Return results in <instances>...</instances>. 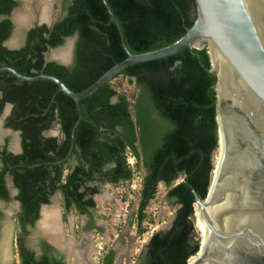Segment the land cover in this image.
Listing matches in <instances>:
<instances>
[{"label":"trees","instance_id":"trees-1","mask_svg":"<svg viewBox=\"0 0 264 264\" xmlns=\"http://www.w3.org/2000/svg\"><path fill=\"white\" fill-rule=\"evenodd\" d=\"M134 55L168 47L181 39L197 17L195 0H106ZM15 0H0V68L11 67L24 76L51 75L75 93L93 85L127 58L117 24L103 0H61L60 14L51 26L26 33L22 48L9 49L10 15ZM75 40L73 60L63 65L47 60L48 53ZM123 77L134 85L128 96L112 83L76 102L49 81L24 82L8 72L0 74V117L12 106L5 127L20 133L22 153L0 150V198L8 200L6 176L19 194L23 214L18 215L26 235L40 209L60 193L66 211L88 218L85 230H100L92 210L101 186L118 187L142 170L137 211L139 223L155 199L159 184L167 189L165 201L174 209L171 227L152 234L136 264H189L198 256L202 236L193 218L195 197L179 182L188 183L204 201L213 181L215 154L220 149L217 121L216 77L207 48H187L173 56L127 68ZM55 128L59 135H48ZM204 157V159H203ZM21 235V236H22ZM19 264H65L49 244L39 260L23 246ZM116 252L105 245L99 264H115Z\"/></svg>","mask_w":264,"mask_h":264},{"label":"water","instance_id":"water-1","mask_svg":"<svg viewBox=\"0 0 264 264\" xmlns=\"http://www.w3.org/2000/svg\"><path fill=\"white\" fill-rule=\"evenodd\" d=\"M103 2L117 24L127 58L89 88L75 93L57 77L24 76L11 67L0 68V74L8 72L24 82H52L76 102L79 118L72 133L70 157L75 131L83 120V100L131 66L164 59L187 48H207L216 77L223 156L204 201L188 183L190 176L182 180L194 195L210 232L205 244L201 241L192 264H264V0H195L196 20L181 39L139 55L129 51L119 21L107 1ZM72 48L73 43L68 59L58 58L59 63L69 65ZM225 101L230 104L223 109ZM49 241L61 247L59 242Z\"/></svg>","mask_w":264,"mask_h":264},{"label":"rangeland","instance_id":"rangeland-1","mask_svg":"<svg viewBox=\"0 0 264 264\" xmlns=\"http://www.w3.org/2000/svg\"><path fill=\"white\" fill-rule=\"evenodd\" d=\"M60 2L61 0H55V6L51 14V22L56 21L59 17ZM20 32L21 40L19 38L17 39V41L11 42L10 44L12 47L22 46V43L24 42V28L21 29ZM73 42L74 40H71L66 44V46L57 50L50 51L47 55V58L57 60L58 57H56L55 53H59L61 51H66L68 53L70 46ZM112 84L116 86L119 91L126 93L128 96H130L134 91V85L131 84L128 79L123 77H119L117 80H114ZM0 130L2 131L0 142H2L4 137H9L11 132L4 129L3 121H0ZM12 135L13 134H11V136ZM49 135L58 136L59 129L55 128L49 133ZM14 136L15 140L18 141L17 134L14 133ZM218 153L219 152L215 154V163L216 158L218 157ZM130 160H132L135 164V160L133 158H129V162ZM136 175L137 177L135 178V185L137 186L139 185V183L141 184L143 180L142 170L137 169ZM182 180L183 178H180L174 184H178L179 182H182ZM131 186L132 183H121L118 187H112L109 185L100 187V194L95 197V201L97 203V210L95 212V216L98 220L99 225L103 227L104 234H83V231L80 230V223L83 224L84 219L78 216L75 219L73 214H70L69 219L71 221V224L69 223L68 225H65L63 227L64 236L63 238H61V240L63 241V246L61 245L62 252L66 254V264H71V254L69 253L68 248L71 244L74 243L75 240L76 243L82 242L84 247L93 246V249L95 246L99 248H104L105 245H108L116 251V259L121 257V259L123 260V256L125 259L127 257L131 264H136L137 257L144 250L152 234L157 231L166 230L170 226L173 218V216H170V212H174L175 210L169 207L167 202L165 201L167 189L162 184L158 185L156 197L154 200L151 201L150 205L147 207L145 212V219L141 223H139V218L137 216L140 200L139 191H136L135 193L136 195L134 196V200L132 201L131 206L129 208V214L126 217L124 216L123 204L128 199L129 193L132 192ZM62 199V195L57 193L52 198V205H50L51 207L55 208V212L58 215L57 220H59L61 226L63 225L62 221H60L62 219L61 212H59V210L62 204ZM15 205V203H12L7 206L6 209L8 214H11L12 209ZM50 208H48V206L43 208L44 216L46 215V211L47 213H49ZM44 220L45 218L41 221L42 227H44ZM196 220L197 218L195 214L193 221L197 230L196 232L200 236L201 233L196 224ZM10 221L11 219L9 220V224ZM40 235L41 234L38 233L32 237L36 239ZM82 235L86 237L84 240L81 241ZM89 257L92 258V260L95 262H97L99 259L97 251L95 253L93 252V254L89 255ZM197 258L198 256L192 258L189 261V264H192ZM15 261L17 262L16 264H19L17 259H15ZM122 262L121 264H124V262ZM125 264L127 263L125 262Z\"/></svg>","mask_w":264,"mask_h":264},{"label":"flooded vegetation","instance_id":"flooded-vegetation-1","mask_svg":"<svg viewBox=\"0 0 264 264\" xmlns=\"http://www.w3.org/2000/svg\"><path fill=\"white\" fill-rule=\"evenodd\" d=\"M17 2V6L13 8V11L10 15V19L14 25L13 27V31H12V36L8 39V41L5 43V46L8 47L9 49H19L22 48L25 45L26 42V33L36 27H41L43 25L47 26V27H51L56 21L51 22V14L52 11L54 9L55 6V0H48L46 2L47 5V9H46V16H44L43 14V10L42 8H37L35 6V4H32V7H34L33 10V17L32 20L30 22V24L26 25V26H22L20 24H17V13L24 7L25 5V0H15ZM34 1V0H33ZM6 16H2L0 17V21L2 19H6ZM24 28V42L22 43V46L20 47H12L11 46V42H15L17 41V39L20 38V30ZM74 40V39H73ZM72 40V41H73ZM71 41V40H69ZM68 41V42H69ZM67 42V43H68ZM74 44H75V40L73 42V48L71 51V55H70V63L69 65L72 63L73 60V51H74ZM66 46V45H65ZM62 48V47H60ZM59 49V48H57ZM57 49H53V50H57ZM52 51V50H51ZM59 58V56H56ZM60 59V58H59ZM48 61H57L56 59H48ZM68 66V65H67ZM230 104V102H223L222 103V107L223 109L226 107V105ZM12 111V106L11 105H7L6 108L4 109L1 117H0V121H3V127L5 130L10 131V135L9 137L6 136L4 137L3 141L0 142V150H3L5 146H7V150L8 152H11L13 154H21L22 153V145H21V137H20V133L17 131H14L12 129H8L5 127V123L7 122V119L9 117V115L11 114ZM60 132V131H59ZM14 133L17 134V138L18 141L15 140V136ZM11 134H13L11 136ZM2 135V131L0 130V137ZM49 135V133H48ZM3 168V163L0 160V170ZM6 186H7V190H8V200L0 198V264H16L17 262L15 261V259L18 260V262L20 263L19 260V247H20V238H23V246L30 251L34 252V258L36 260H39L41 258V256L44 254V251L46 250V247L43 246V244H49L50 246H52L55 251H53V253H55L56 256L60 257L61 255L64 256V260H65V264L66 262V254L62 252V247H56L54 244H52L49 241V238L52 239V241L54 242H59L60 246H63V241L61 240V238H63L64 236V231H63V227L65 225H68L69 223L71 224V221L69 219L70 214H73L74 218H77V212L73 211V210H69L66 211L65 207H64V200L62 199V204L60 207L59 212H61V219L60 221H62V225L60 224L59 220H57L58 215L55 212V218H56V222H57V230L55 233L53 234V238L50 237L49 232H47L46 230L42 229V224L41 221L42 219H44V214H43V208L47 207L50 208L52 205V199H51V203L49 205H43L40 209V213H39V219L34 223L35 225L32 226V224H27L25 227V231L28 232L25 236L22 235L23 234V230L21 228V223L19 221L18 215H22L23 214V210H22V204L20 201L17 200V196L19 194L18 189L15 187L13 179L10 175L6 176ZM57 194V193H56ZM55 194V195H56ZM60 194V193H58ZM54 195V196H55ZM61 195V194H60ZM53 196V197H54ZM52 197V198H53ZM63 198V197H62ZM15 203L16 205L13 207L11 214L7 213V206H9L10 204ZM97 204V203H96ZM50 209H53L55 211L54 207H51ZM97 210V207L95 210H92V213L94 214V222L95 225L98 226L99 228H101L100 230L97 229H93V230H85V227L87 225V220L88 218L85 216H78V217H82L84 219V223H80V230L83 231V234H89V233H96V234H104V229L103 227H101L98 224V220L96 219L95 216V212ZM10 224H9V220ZM44 222V221H43ZM44 230V231H43ZM40 233L41 235L34 239L32 236H34L35 234ZM22 235V236H21ZM32 237V238H31ZM92 248H90V251ZM104 248H99L97 246L94 247V249L91 251V254H93V252L95 253L97 251L98 256L100 257V255L102 254ZM89 250V249H88ZM87 250V251H88ZM101 251V252H100ZM13 257V258H12ZM91 257V256H90ZM89 258V263L90 264H99V259L98 262H95L92 260V258ZM115 264H117V259H115Z\"/></svg>","mask_w":264,"mask_h":264},{"label":"bare ground","instance_id":"bare-ground-1","mask_svg":"<svg viewBox=\"0 0 264 264\" xmlns=\"http://www.w3.org/2000/svg\"><path fill=\"white\" fill-rule=\"evenodd\" d=\"M48 0H25V5L24 7L17 13V22L20 25H26L29 24L32 20L33 17V10L34 7L36 6L37 8H42L43 10V14L44 16H46L47 12V5L46 2ZM35 4L34 7H32V4ZM56 56L60 57V60H67L69 57V53H67L66 51H61L59 53H55ZM218 157L216 158V167L215 170L213 172V181L215 180V178L217 177L218 174V167L221 163L222 160V156H223V144L220 146V149L218 151ZM196 208V224L198 226V229L201 233L202 236V244H205L206 239H208L210 232L209 229L203 224V221L201 219V209L199 208L198 205H195ZM49 213H47V211L45 212L46 215L45 220H44V230H46L47 232H49L50 237L53 236L52 233H55L57 230V222H56V218H55V211L53 209H49ZM43 230V231H44ZM54 237V236H53ZM52 237V238H53Z\"/></svg>","mask_w":264,"mask_h":264},{"label":"crops","instance_id":"crops-1","mask_svg":"<svg viewBox=\"0 0 264 264\" xmlns=\"http://www.w3.org/2000/svg\"><path fill=\"white\" fill-rule=\"evenodd\" d=\"M99 224V223H98ZM134 226V225H133ZM86 236L82 235L81 236V241L85 239ZM71 248V249H70ZM89 248V250H88ZM90 248L91 247H87V246H83V243L82 242H79V243H76V240L74 241L73 244H71L69 246V253L71 254L70 255V258H71V264H90L89 263V255L91 254V251L93 249H91L90 251ZM88 250V251H87ZM114 250V249H113ZM116 252V251H115ZM123 260L129 264V259H126L122 256ZM121 259V257L117 258V264H121V262L123 261ZM98 262V261H97ZM123 263V262H122ZM125 264V263H124Z\"/></svg>","mask_w":264,"mask_h":264},{"label":"built area","instance_id":"built-area-1","mask_svg":"<svg viewBox=\"0 0 264 264\" xmlns=\"http://www.w3.org/2000/svg\"><path fill=\"white\" fill-rule=\"evenodd\" d=\"M130 165H131V167H132V169L134 170V176H133V178L134 179H132L130 182H128V184L129 183H132V186H131V189H132V192H130L129 193V195H128V199L124 202V204H123V206H124V216L126 217L128 214H129V208H130V206H131V203H132V201L134 200V196L136 195L135 193H136V191H139V195H140V192H141V190H142V182H141V184L139 183V185H135V178L137 177V175H136V172H135V168H134V162L132 161V160H130ZM146 212V211H145ZM174 215V212H170V216H173ZM101 249H102V247H101ZM124 263H125V261H123ZM129 264H131L130 263V261L128 262Z\"/></svg>","mask_w":264,"mask_h":264}]
</instances>
